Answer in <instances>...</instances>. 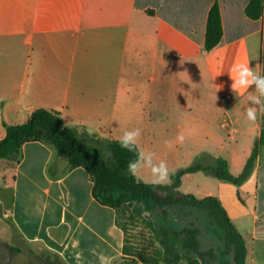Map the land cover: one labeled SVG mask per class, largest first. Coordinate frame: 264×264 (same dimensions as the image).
I'll list each match as a JSON object with an SVG mask.
<instances>
[{"label":"crops","instance_id":"obj_1","mask_svg":"<svg viewBox=\"0 0 264 264\" xmlns=\"http://www.w3.org/2000/svg\"><path fill=\"white\" fill-rule=\"evenodd\" d=\"M214 2L222 37L206 51ZM249 2L0 0V140L5 126L43 109L108 140L139 128V148L173 173L219 158L239 175L261 131V116L256 124L245 118L254 89L232 88L234 65L264 74V13L247 18ZM136 179L151 184L147 175ZM92 187L64 154L25 143L18 162L0 160V237L53 252L64 264H120L125 234ZM178 191L218 199L246 242V263L264 264V147L239 187L198 171L182 175Z\"/></svg>","mask_w":264,"mask_h":264},{"label":"trees","instance_id":"obj_2","mask_svg":"<svg viewBox=\"0 0 264 264\" xmlns=\"http://www.w3.org/2000/svg\"><path fill=\"white\" fill-rule=\"evenodd\" d=\"M264 13V0H250L245 8V15L257 20ZM222 37L220 8L217 2L211 6L206 23V51L213 49ZM264 59V48H262ZM5 137L0 140V160L18 162L21 148L27 142L38 141L48 144L57 152L65 154L70 168L81 167L89 175L93 187L92 196L101 205L116 211L119 217L128 213L123 225L124 234L130 222L140 219L154 236L158 250L152 256H140L145 264H223L212 252L198 251L200 231H176L167 227L154 226L144 214L152 215L157 210H164L173 205L195 208L204 215L210 226L218 228L225 240L233 247V263L246 264V242L234 223L228 217L218 199L214 197L197 198L192 194L178 191L180 178L186 173L206 172L220 181H226L239 187L251 175L260 149L264 147V116H261V131L255 140L251 154L242 172L234 176L228 170L226 161L215 159L212 165H204L200 159L188 168L178 170L172 175V183L154 186L133 177L127 170L129 161L135 159V153L121 148L119 141L99 138L78 129L65 126L58 115L38 109L22 125L5 126ZM109 158L106 159L105 155ZM119 223V222H118ZM120 224V223H119ZM184 239L188 242L183 245ZM11 251H19L10 248ZM130 251L125 245L123 255ZM229 264V263H228Z\"/></svg>","mask_w":264,"mask_h":264},{"label":"rangeland","instance_id":"obj_3","mask_svg":"<svg viewBox=\"0 0 264 264\" xmlns=\"http://www.w3.org/2000/svg\"><path fill=\"white\" fill-rule=\"evenodd\" d=\"M105 157L108 159L109 155L106 154ZM127 215V212L122 215L120 213L118 217L120 225H123ZM142 218H149L156 227L163 226L179 232L198 230L201 233L198 238V251L200 253L212 252L223 264H234L233 247L225 240L222 232L218 228H214L212 224L210 226L207 218L195 208L173 205L164 210H157L152 215L144 214ZM11 230L13 231V229ZM125 237L130 256H123L120 264H145L140 256H152L158 250L154 236L140 219L130 222L126 226ZM6 241L11 243L8 238ZM6 241L0 237V264H64L60 257L53 252L23 242H18L12 246ZM187 244L188 242L184 239L183 245L186 246ZM11 247L17 248L19 251L13 252L10 250ZM260 253L264 257V247L260 248ZM254 261L250 260L249 263L254 264Z\"/></svg>","mask_w":264,"mask_h":264},{"label":"clouds","instance_id":"obj_4","mask_svg":"<svg viewBox=\"0 0 264 264\" xmlns=\"http://www.w3.org/2000/svg\"><path fill=\"white\" fill-rule=\"evenodd\" d=\"M231 71L235 73L232 84L234 91L254 89L249 91L247 96L248 106L245 118L248 122L256 124L258 115L264 116V74L255 71L249 64L234 65ZM140 137L139 128L125 130L120 137V147L135 153V159L129 161L127 165L128 172L133 177L142 178L147 175L149 177L147 182L154 186L170 185L174 173L169 170L164 160L158 159L155 152L139 148ZM178 139L183 140V137H178ZM165 144L171 147L170 141H165Z\"/></svg>","mask_w":264,"mask_h":264},{"label":"built area","instance_id":"obj_5","mask_svg":"<svg viewBox=\"0 0 264 264\" xmlns=\"http://www.w3.org/2000/svg\"><path fill=\"white\" fill-rule=\"evenodd\" d=\"M221 126L225 127V124L223 123Z\"/></svg>","mask_w":264,"mask_h":264}]
</instances>
